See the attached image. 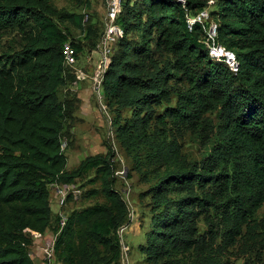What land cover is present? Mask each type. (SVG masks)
Listing matches in <instances>:
<instances>
[{"label": "trees", "instance_id": "1", "mask_svg": "<svg viewBox=\"0 0 264 264\" xmlns=\"http://www.w3.org/2000/svg\"><path fill=\"white\" fill-rule=\"evenodd\" d=\"M129 1L116 17L123 35L101 79L120 132L133 127L147 135L154 119V126H186L210 145L200 160L173 164L151 188L152 222L141 249L166 264L192 254L205 264L202 255L243 235L253 243L250 251L264 249V217H256L264 202V0H216L210 12L216 39L234 53L237 71L209 56L206 23L187 25L206 0ZM52 14L49 0H0V31L16 28L22 40L13 53H0V264H35L33 235L47 228L61 264H117V230L128 207L114 187V151L66 168L62 138L73 106L58 92L65 84L70 93L75 75L62 48L70 42L78 55L82 46ZM60 16L80 25L79 14ZM138 29V36H128ZM122 109L133 113L130 123L119 124ZM85 178L98 183L85 196L103 200L69 211L59 230L49 184Z\"/></svg>", "mask_w": 264, "mask_h": 264}, {"label": "rangeland", "instance_id": "2", "mask_svg": "<svg viewBox=\"0 0 264 264\" xmlns=\"http://www.w3.org/2000/svg\"><path fill=\"white\" fill-rule=\"evenodd\" d=\"M121 2L123 10L125 0ZM135 2L130 0L128 5L132 6ZM215 2L216 0H206L203 8L208 13L203 18L207 26L214 22L210 12L215 9ZM49 3L53 10L52 17L59 28L68 34L69 40L82 46L76 63L66 67L75 75V80L70 85L71 92L68 93L65 84L59 87L58 92L61 100L68 99L73 106L72 117L67 118L64 123L62 138V147L67 157L66 168L75 167L86 155L105 153L109 147L112 148L116 178L114 187L121 193L128 207L126 222L117 230L121 247L117 264H166L160 259L148 257L141 249V246L147 244L152 222L154 199L151 188L165 173L173 169V164L200 160L208 153L210 145H204L201 136L186 126L168 124L170 127H164L161 123L154 126V119L148 123L147 135H136L133 127L130 134L120 132L115 121L116 111L107 105L101 89L103 72L110 63L120 38L109 33L112 24L119 26L117 18L111 21L105 0H49ZM62 13L79 14L80 25L62 18ZM140 30H133L128 36H138ZM21 44V35L16 28L0 31V53H13ZM152 108L161 110L162 106L152 105ZM119 113V124L131 122L133 113L130 109H122ZM73 185L80 192L76 196L68 193L64 203L59 205L55 193L59 184H49L50 205L53 213L56 212L53 219L59 217V209L67 215L72 209L103 200L101 196L88 197L84 194L88 188H98V183H88L85 178ZM256 217H264V202L257 210ZM197 228L199 232L204 229L201 219L197 222ZM51 234L53 241L55 235L52 229ZM45 245L43 243L42 246ZM252 245L243 235L234 245L225 249L219 246L215 252L202 255L199 261L205 264H210L211 261L212 264H264V249L250 251ZM41 258L46 260L44 254ZM197 263L198 257L192 254L179 256L175 264Z\"/></svg>", "mask_w": 264, "mask_h": 264}, {"label": "built area", "instance_id": "3", "mask_svg": "<svg viewBox=\"0 0 264 264\" xmlns=\"http://www.w3.org/2000/svg\"><path fill=\"white\" fill-rule=\"evenodd\" d=\"M107 2V14L113 22L121 11V0H105ZM183 1V0H181ZM206 10H200L195 15L187 16V25L191 28L194 22L206 23L203 18L207 16ZM206 37L204 39L205 44L208 46V53L212 59L224 61L232 71H237L238 61L234 53L227 51L226 47L219 43L216 39V23L210 22L208 26L205 27ZM109 33L114 35L122 36V31L118 25L112 24L109 28ZM63 63L66 67L73 66L77 61V54L74 47L70 42H66L62 48ZM69 189V190H68ZM68 190V191H67ZM80 190L74 187L73 183L70 184H59V187L55 189L57 201L59 205L64 203L68 193L76 196ZM59 212V230L65 224L66 215L63 212ZM46 260H43V264H50L51 256L54 254L53 251V241L51 240L48 244L43 247L42 255Z\"/></svg>", "mask_w": 264, "mask_h": 264}, {"label": "crops", "instance_id": "4", "mask_svg": "<svg viewBox=\"0 0 264 264\" xmlns=\"http://www.w3.org/2000/svg\"><path fill=\"white\" fill-rule=\"evenodd\" d=\"M51 195V194H50ZM52 209V208H51ZM53 213V210H52ZM56 213V212H55ZM53 213V216L54 214ZM52 240L51 229L47 228L45 232L41 235H33V246L30 249V255L35 264H43L42 260V250H43V243L48 244ZM36 258V260H35ZM50 264H61L53 254L50 259Z\"/></svg>", "mask_w": 264, "mask_h": 264}]
</instances>
